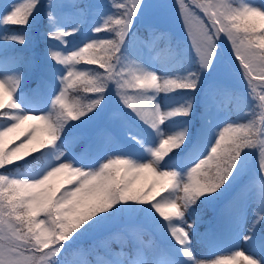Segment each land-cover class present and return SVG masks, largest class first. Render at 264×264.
<instances>
[{"label": "snow or ice", "instance_id": "6c2138e0", "mask_svg": "<svg viewBox=\"0 0 264 264\" xmlns=\"http://www.w3.org/2000/svg\"><path fill=\"white\" fill-rule=\"evenodd\" d=\"M44 3L18 0L0 6L3 25L21 26L20 31L0 35V41L25 45L27 29ZM144 4L145 0H111L108 7L93 10L75 0L71 4L46 0L43 59H25L7 43L0 48V264H264V227L257 228L264 222V3L175 0L199 64L198 70L183 76L157 71L145 62L150 52L132 31ZM90 13L101 21L92 27L94 35L78 47H69L67 38L80 31ZM67 15L78 18L71 28L62 22ZM102 32L113 38H99ZM223 41L246 88L219 90L225 97L223 109L235 112L236 118L219 125L207 119L193 145V162L181 170L169 162L175 150H183L195 134L186 125L172 132L162 126L177 117H191L194 97L167 110L157 97L177 90L196 92L201 71L212 68ZM82 64L83 69L78 67ZM27 72L38 79L33 91L43 99V110L21 103ZM73 89L90 94L86 102L79 98L70 102L68 94ZM112 90L125 108L155 131L157 143L146 142L143 128L135 134L128 131L122 139L119 129L127 128L128 122L119 110L107 113L105 123L90 133L75 130L72 122L96 116ZM22 125L26 127L18 132ZM10 133L26 135L9 147ZM127 137L131 140L126 143ZM80 141L85 142L81 152L65 155L64 148L71 151L72 144ZM45 149H56V160L39 176L9 172V166ZM253 157L256 165L251 175L224 214L230 216L239 207L243 220L254 205L251 236L243 239L260 254L236 247L215 258L198 256L192 234L202 222L201 205L235 183ZM63 185L71 187L61 191ZM126 216L142 217L161 234L162 242L145 246L138 230H133L136 242L129 252L123 248L115 252L102 242L103 252L94 260L88 259L94 249L78 251L79 259L67 258L79 241L107 231ZM201 235L210 238L213 233ZM169 238L175 244L164 242Z\"/></svg>", "mask_w": 264, "mask_h": 264}, {"label": "rangeland", "instance_id": "374dc122", "mask_svg": "<svg viewBox=\"0 0 264 264\" xmlns=\"http://www.w3.org/2000/svg\"><path fill=\"white\" fill-rule=\"evenodd\" d=\"M16 2H18V0H1L0 6L5 4L16 3ZM20 2H23V0H20ZM63 2L67 4H71L74 2V0H63ZM110 2L111 0H96L95 5H93L92 8L93 10H95V8L99 6L108 7V4ZM186 2L190 3V0H186ZM258 2L264 3V0H258ZM80 5L81 7H83L82 4ZM68 11H71V9H68ZM109 11H112V9L109 8ZM2 15L3 12L0 11V17H2ZM139 17H141V20L137 19V25L139 26L145 27V25L147 24V26H149L152 29H154V27H158L160 29L162 28V30L164 27H166L174 31L176 36L180 38V39H176V44H181L182 46H185L188 42H190L187 32L184 29V26L179 18L175 0H145L143 11ZM140 21L141 24H139ZM62 22L66 25V27L71 28L74 26L75 23L78 22V18L72 15H67L66 17L62 18ZM100 22L101 21L99 16L90 13L85 19V21L81 24L80 31L75 33L73 36L67 38L69 40V47H78L82 43H84L87 39L91 38L94 35L93 32L91 31L92 27H94L96 24ZM3 26L4 25L2 23V20H0V35L4 34ZM97 35L99 38L106 37V33L104 32ZM161 35H162V31H159L154 35L152 39L148 41L144 39H138L139 42L147 45L144 48V50L146 52H150L145 57V62L150 63L151 66L154 67L157 71L163 69V70H167L170 74L181 75V72L182 70H184V68L180 60V57H174L172 53V50L175 48L176 44L171 43L162 46L160 44ZM2 43L3 41H0V48ZM230 53L231 51L227 41L221 42L218 58L216 62L213 64L214 67H212L211 69L212 78L220 79L226 82L227 84L230 85L234 84L238 88L245 89L246 88L245 80L241 78L240 72L238 70V66L234 62L233 58L230 59L231 56ZM224 55L228 56L229 58L228 59L223 58L224 59L223 61H218L221 59V57H224ZM189 57H191V54H189ZM227 60H232L229 65L225 64ZM78 67L83 69L85 65L83 64L78 65ZM226 67L228 68L230 67L232 74H230L227 71ZM206 71L207 70L202 71V77L203 74L206 73ZM26 77L27 76L25 75V78ZM202 80L203 79L201 78V81ZM202 82L199 85V91L203 86ZM37 83H38V79L36 78L35 81L31 83V85L29 86L30 88L28 89L29 91L26 89H21V95L23 96V100L21 101V103L26 108L40 111L43 110L45 105L43 99L38 95L34 94L33 90L37 88ZM208 89L209 90L211 89L212 92V86L210 84H208ZM257 91H259V88L257 89ZM211 92L206 90L203 96L206 108L208 106L211 107L210 110L206 111L207 113L203 116V121L202 120L198 121L199 124L202 126V128L205 126L207 119H211L213 125H219L225 119H235L232 118L231 113L229 111L223 109V106L219 103V101H217L214 98ZM68 98L69 101L71 102L69 94H68ZM157 99L164 110L179 106L185 103L186 101L185 95L182 93H177L176 91L167 94L160 93ZM217 105H219V107ZM125 119L128 122L127 128L121 127L119 129L120 135L123 136V139L127 136L128 131H131L135 134L136 132L140 131L143 128L131 122L126 117V115H125ZM191 119H192L191 117H187V118L177 117L173 120H170L167 123V125L162 127H164L166 132L175 131L178 128L183 127L185 125L189 128L191 124ZM25 126L26 125H22L21 128ZM147 128L149 131H147V133L144 136L146 142L152 144L157 143L159 137L156 135L154 130H152L150 127ZM202 128H198V136H196V139H194L192 142L190 141V145L188 146V148H184V150L179 154H175V153L173 154L172 161L169 162L171 166L178 167L181 170H185L187 167L191 165V163L193 162V158H192L193 145L196 144L197 140L199 139L200 131ZM25 135L26 133L18 140L17 144L20 143L22 139H24ZM130 140L131 138L127 137L125 142L127 143ZM133 143L135 142L133 141ZM76 144L77 143L72 144L71 151H69L68 148H64L63 151L65 152V155H71L73 152L75 153L81 152L83 147L79 148L77 147ZM142 151L143 150L141 149V152ZM48 156L49 157L47 159L46 164L42 166L39 170L31 174H21L19 176H23V177L39 176L45 168H47L51 163H53L56 160V149H49ZM253 168L254 167L248 169V171L250 172L249 175H251ZM66 175L67 173L62 174V176H66ZM248 176L244 175L243 178L239 182H237L236 185L237 190L235 189L236 191L234 190L231 196H235L236 192L239 191V188L247 180ZM67 187H71V186L68 185ZM229 198L230 196H228L225 200ZM224 209L217 211L215 218L212 220V222H210L208 226L202 227L201 223H199L197 227V231L192 234V243L196 254L201 257L212 256L211 258H215L213 255L223 251L224 252L222 254H229L227 251H231L236 247L244 248L246 251H255L257 252V254H260V250L258 248H253V246L249 244V241L243 239L244 236H251V233L248 231V229L252 228V220L254 219V215H253L254 205L250 206L247 209V212L243 220L240 219L239 207L230 216L224 214ZM185 219L189 224L192 223V218L187 213L185 215ZM126 221L130 222L129 220ZM178 226H183V224H178ZM262 227H264V222H262L260 225H257V228H262ZM209 230H211L213 233L212 237L210 238L202 237L201 234L207 233ZM129 234H131L129 235V237L132 239V241L135 244L136 235L134 234V231ZM138 236L140 239L144 241L145 246H148L150 244H160L162 242L160 239H156V240L147 239L143 237L139 232H138ZM165 243L175 244V241L170 239L168 241H165ZM120 251L121 250L115 252H120ZM95 256L92 260L95 259Z\"/></svg>", "mask_w": 264, "mask_h": 264}, {"label": "trees", "instance_id": "16d2710c", "mask_svg": "<svg viewBox=\"0 0 264 264\" xmlns=\"http://www.w3.org/2000/svg\"><path fill=\"white\" fill-rule=\"evenodd\" d=\"M93 0H89L91 3ZM82 3V4H87L86 0H77V3ZM46 11H47V5H46V0L41 8V10L36 14L38 17L37 20H34L31 23V27L27 29L29 39L28 42L25 45H18L15 44L14 42H3L2 48L5 46V43H7L8 47L14 49L17 51V53L22 56L25 59H35L37 56L43 52V49L45 47V42H46V33H45V28L47 25V17H46ZM21 26H15V25H4V33L5 32H10V31H20ZM147 27L146 29L141 28V29H132L133 32L137 34V37H145L147 34ZM105 38H113L111 34H106ZM171 35L169 33H166L163 35L162 38V43L163 44H168L171 43ZM134 47V46H133ZM38 52V54H37ZM173 54H177L182 60V63L184 64V70H182L181 76L186 75L190 69H192L195 65V57H189V54L192 52L191 48L187 46H183L182 50L179 52H176L175 50L172 51ZM97 66H89V68H96ZM100 71H103L102 69H99ZM196 71V70H194ZM28 76H30L31 72H27ZM29 79L26 78L22 82H24ZM203 81V80H202ZM201 76H200V83L201 84ZM179 91H185L188 94V99L191 97H194L193 99V112L195 110L196 106V97L199 95V87L196 92L192 93L186 90H179ZM220 92V91H218ZM71 102L75 101L77 98H79L81 101L86 102L85 97L89 96L90 94L83 93L79 89H73L69 92ZM220 100L222 102H225V97H222ZM116 107H120L124 110H126L128 113L131 112V110L125 108L120 102L119 98L115 96L114 90L110 91V94L107 97V104L104 106L103 110L98 112L96 116H91L89 114V117L83 118V123L81 121H73L72 124L75 126L76 131H84L85 129H91L93 130L94 127L100 126L103 124L105 121V117L107 113L111 112L113 109ZM193 114V113H192ZM232 118H236L235 112L231 113ZM193 120H191L190 127L193 125ZM85 127V128H84ZM24 128H21L17 130L18 132H23ZM66 135H68V130H66ZM21 136V135H20ZM19 138L17 137L16 133H10L9 137L7 138V143L9 144L12 139ZM78 145H81L79 143ZM32 155L34 156H26L24 157V160L17 162L16 165L9 166V172L13 174H21V173H29L34 170H36L40 165L44 164L46 161V154L43 152L41 153H33ZM238 179H241L239 177ZM237 179V181H238ZM235 184V183H233ZM233 184L231 186L226 185L225 188L227 190L222 189L221 193L222 194H214L213 198L209 201L207 204H202L201 208L203 209V218L204 216L208 218L212 214L213 210V205L218 203V201L224 197H226L231 190L233 189ZM205 219V218H204ZM129 220V224L126 223L125 221ZM206 220V219H205ZM133 223L134 226H137L138 231L142 232L147 238L152 237V227L143 220V218H137V217H125L123 218L119 223L112 225L107 231L100 233V234H94L92 236L86 237L82 239L81 241L78 242V244L74 247L72 250L71 254L67 255V258L69 260H76L79 259V257L76 255V253L80 250H100L99 244L107 243L108 246L110 247H116L117 244H114L112 242V237H115L119 240L120 243H122V246L128 248L130 251L132 250L133 245L130 243L129 240H126L122 237V233L118 230L121 225L128 224V226H131L130 224ZM138 223V224H135ZM203 223V222H202ZM63 258V257H61ZM89 259V256H88Z\"/></svg>", "mask_w": 264, "mask_h": 264}]
</instances>
